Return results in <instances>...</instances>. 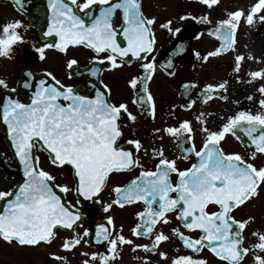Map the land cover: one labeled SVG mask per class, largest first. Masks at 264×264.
<instances>
[{
    "label": "snow or ice",
    "instance_id": "6c2138e0",
    "mask_svg": "<svg viewBox=\"0 0 264 264\" xmlns=\"http://www.w3.org/2000/svg\"><path fill=\"white\" fill-rule=\"evenodd\" d=\"M30 2V0H28ZM211 8L220 0H200ZM21 10H25L26 0H16ZM50 12L45 38L54 42H46L36 47L35 51L41 60L46 59L47 49H56L67 53L70 46H84L96 55L91 58L88 74L97 78L86 81L90 92L82 94L77 85H65L52 72H47L48 79L37 82L32 72L22 77V87L30 89L29 103H24L15 97L17 88L8 89L7 82L0 78V88L10 92L0 96V121L7 126V136L11 148L22 168L23 180L7 190H0V239L8 243H16L20 247H39L50 244L57 237V230L73 233L64 238L61 247L64 250L89 241L91 230L84 228L83 233H76V228L82 222L85 213L76 205L94 201L107 185L113 173L140 168V174L124 186L117 185L112 191L116 199L104 203L103 211L108 212L113 205L120 207L126 204L143 202L144 210L137 212L141 223L132 229L133 235L152 236L157 224L170 223L168 214L175 212L183 227L199 231V238L187 236L179 228L171 230L187 249L200 251L207 247L212 253L227 264H242L244 257L253 252L254 264H264V232L254 231L257 242L249 247L242 244L243 232L254 220L236 219L233 211L256 198L264 187V165L257 166L246 160L239 153H226L220 146L226 134H232L237 140L247 137L254 151L264 154V99L259 101L261 111L255 114L242 110L228 117L219 130L212 131L206 126L202 131L206 134L202 147L196 149L192 143L184 150L185 155L194 153L197 162L180 170L175 159L165 157L162 149H153V155L158 158L154 170H146L136 153L143 145L139 139L127 143L135 146V152L125 150L119 144L123 135L120 121L126 115L131 121L137 117L129 111L126 103H113L110 100L111 89L98 74L102 69L95 66L109 63L110 69L121 67L123 63H131L129 56L145 62L141 64L143 77H133L128 83L133 89H139L133 97V103L148 105V111L155 116V102L148 89L147 81L152 79L156 70L154 58L148 59L156 43L153 26L155 17H147L142 11L141 0H47ZM264 0H257L247 12L236 9L226 13L225 19L219 20L211 33L222 40L220 47L209 52L202 59L217 56L235 48V36L243 20L253 25L257 18L264 23ZM120 13V23L116 22V14ZM196 20L191 14L181 15V21L188 18ZM209 22L208 16L199 18ZM173 20L169 19L160 27L176 35L181 28L173 29ZM22 21L13 20L0 27V55L10 56L14 46L23 42L19 33ZM202 34H197V38ZM121 38L124 45L122 46ZM179 47V46H178ZM106 54V55H104ZM199 57V53H196ZM255 59V57H250ZM233 71L239 72L244 55H236ZM76 59H69L67 67L77 65ZM171 74V73H170ZM251 80L264 79V68L248 73ZM251 82V81H249ZM100 85V87L97 86ZM227 81L219 84H207L204 87L203 99L209 100L216 89H224ZM195 87V85H184ZM264 95V85L257 90ZM94 92V95L91 93ZM253 99L252 96L248 97ZM193 102L181 107H192ZM203 124V114L197 117ZM159 133L161 129H155ZM164 132L175 136L178 141L187 134V141H193L194 129L191 122L184 120L178 127H166ZM39 150L48 153V159L53 166L69 168L74 184H56V177L40 166ZM175 173L178 180L173 183L170 174ZM62 193L75 191L78 197L76 205L62 199L57 191ZM175 193L173 196L172 194ZM216 210L211 211L210 206ZM107 225L101 223L95 226L97 243H107L112 256L91 253V260H99L101 264H109L118 254L117 249L122 244H132L122 232L113 235L109 226L114 227V219L107 216ZM169 236L163 231L156 232L151 245H135L147 252H156L161 242ZM52 258L63 261L64 258L55 253ZM84 255H88L85 253ZM159 256L166 258L167 253L160 251ZM146 264L147 258H145ZM82 264H90L89 259ZM170 264H208L205 259L193 258L192 255H182L172 258Z\"/></svg>",
    "mask_w": 264,
    "mask_h": 264
},
{
    "label": "flooded vegetation",
    "instance_id": "af4514ba",
    "mask_svg": "<svg viewBox=\"0 0 264 264\" xmlns=\"http://www.w3.org/2000/svg\"><path fill=\"white\" fill-rule=\"evenodd\" d=\"M36 1L38 3L46 2V0ZM78 2H82V0H78ZM256 2L257 0H220L218 5L209 8L203 5L200 0H141L144 15L156 18V23L153 26L156 43L153 46V52L148 55L149 60L154 58L156 70L152 79L147 81L148 89L155 102L154 117L148 111L147 104L141 106L133 103V97L139 89H133L128 83L133 77L146 75L141 68L144 60L129 56L128 59L131 60V63H123L116 69H110L108 62L102 65L98 61L95 62V66L102 69L98 74L99 80H102L111 89L110 100L113 103H126L129 111L137 117L135 121L129 120L126 115L121 119L123 135L119 144L125 150L135 152V146L127 142L139 139L143 147L136 154L144 169L154 170L158 158L153 155V149H162L165 157L175 159L177 167L184 170L197 162L194 153L185 155L184 150L190 148L192 143L195 144L197 150L202 147L206 138V134L202 131L203 127L206 126L209 130L217 131L227 122L228 117L236 115L239 111L247 110L255 114L262 110L259 101L264 99V95H261L257 90L261 85H264V79L251 80L248 73L264 68V23L259 22L258 18L253 25H248L242 20L235 36L234 49L217 56H211L207 60L202 59L222 44V40L218 36L211 34L215 30L217 22L227 18L226 13L229 11L239 8L247 12L250 6ZM15 3L16 0H0V27L13 20H20L23 25L18 30L24 38L23 42H18L14 46L10 56L0 55V78L7 82L8 89L16 86L21 68L30 66L36 71L52 72L65 85L79 86L82 94L90 92V89L85 86L86 81L92 80L95 83L97 78L76 73V68L90 67L91 58L96 54L84 46H70L66 54L59 50L47 49L50 57L54 56L55 59L53 62L49 60L44 67L36 66V63L41 59L35 48L47 42L39 37L38 27L46 26L41 19L48 14L45 12L36 14L35 19L38 21L30 24L27 16L18 11ZM182 5H185V10L177 12ZM39 9L41 8L39 7ZM189 13L197 19L193 20L190 17L183 21L179 19L181 15ZM260 14H264V12ZM204 15L208 16L209 22L205 23L199 19ZM169 19L173 20V29L181 28L180 33L173 35L172 32L160 27ZM116 22L120 23V13L116 14ZM197 34L202 35L197 38ZM196 53H199V57ZM236 55L245 56L238 73L233 71ZM250 57H255V59ZM73 58L78 61V64L69 69L67 61ZM225 81L227 84L224 89H216L209 100L203 99L205 85L215 86ZM185 84H194L195 87L185 89ZM97 86L100 87L99 84ZM91 94L94 95V92ZM249 96H252L253 99L249 100ZM193 101L192 107H181ZM201 114H203L206 124L197 119ZM184 120L190 121L194 129L191 143L186 139L187 134H184L183 140L178 141L175 136L163 131L166 127H178ZM155 129H161V131L157 133L154 131ZM237 134L242 136L241 140H237L230 133L226 134L220 145L223 150L226 153H239L257 166L264 165V154L257 153L252 158L250 153L254 151V147L250 146L248 138L243 137L242 133L238 132ZM36 155L40 157V166L56 177V184L73 186L74 181L69 168L53 166L48 159V153L39 150L38 146ZM140 171V168H133L113 173L107 185L94 201L86 203L82 201L80 205H76V201L77 199L82 200V198L78 197L75 191L62 193L59 189H54L63 200L76 205L85 213L82 222L76 228V233L82 234L84 228H89L91 230L89 237H84L89 241L88 243L82 242L74 249L64 250L61 247L64 238L73 235V233L61 230H57V237L53 242L41 244L39 247H20L14 242L8 243L0 239V261L15 260L20 257L24 258V264H82L83 260L89 259L90 264H101L99 260H91V253L97 252L110 257L112 253L108 251L107 243L96 242L95 226L101 223L107 225L106 217L112 216L114 227H109L113 235L122 232L133 243L119 245L118 254L115 259L109 261V264H146L145 258L149 264H170L172 258L182 255L205 259L208 264H227L226 261L215 256L209 248L203 247L198 252L187 249L178 237L172 235L171 230L179 228L185 235L194 239L200 236L198 230L192 231L184 228L175 212L168 214L170 223L157 224L152 236H136L133 235L132 229L136 224L141 223L136 213L144 210L145 205L142 201L126 204L123 207L113 205L108 212L103 211L104 203H111L116 199V193L112 189L117 185H126L137 177ZM170 179L175 183L178 176L172 173ZM22 180V168L11 148V141L7 136V126L0 121V190L10 189ZM172 195L174 196L175 193ZM210 210H216L215 206H210ZM232 215L238 220L254 217V220L243 232L242 244L249 247L256 243L257 238L252 233L257 230L264 232V187L260 189L256 198L236 208ZM159 231H163L169 236V239L161 242L156 252L146 253L143 248L135 247V245H151L155 233ZM160 251L166 252L167 257L161 258ZM51 253L63 257L64 260L58 261L52 258ZM85 253L88 255H84ZM260 254L264 255V253ZM253 255V252H249L244 257L242 264H254Z\"/></svg>",
    "mask_w": 264,
    "mask_h": 264
},
{
    "label": "water",
    "instance_id": "95a60500",
    "mask_svg": "<svg viewBox=\"0 0 264 264\" xmlns=\"http://www.w3.org/2000/svg\"><path fill=\"white\" fill-rule=\"evenodd\" d=\"M44 5L45 7V4L44 3H38V1H30V2H26V5H25V10H21L20 8V11L29 18V20L31 22H35V21H38V19H35L36 17V14L40 13L39 12V7L40 8H43L42 6ZM46 7H47V4H46ZM44 8V11L42 12H45V13H50L49 10H48V7L47 8ZM41 12V13H42ZM39 28V27H38ZM50 42H54L53 39L51 38H48ZM122 43V42H121ZM123 44V43H122ZM32 72L33 73V76L35 78V80L38 82L39 79H48L46 77V73H36L34 72L32 69H29V68H23L22 71H21V74H20V79L18 80L17 82V92L15 93V97L16 98H19V99H22L24 100L23 98H20V95L21 94H29L31 93L32 90L30 89H24L22 87V83H23V80H22V77L26 75L27 72ZM8 94H10V92L7 90L6 91Z\"/></svg>",
    "mask_w": 264,
    "mask_h": 264
},
{
    "label": "rangeland",
    "instance_id": "374dc122",
    "mask_svg": "<svg viewBox=\"0 0 264 264\" xmlns=\"http://www.w3.org/2000/svg\"><path fill=\"white\" fill-rule=\"evenodd\" d=\"M184 6L185 5H182V7H180V10H177V12L185 10L184 9ZM54 59H55V57L54 56H51L50 57V54L46 51V59L39 60V62L36 63V66H38V67H44L45 66V63H47L49 60H51L53 62ZM23 259H21L20 257H17L15 260L11 259L9 261H5V260L4 261H0V264H24Z\"/></svg>",
    "mask_w": 264,
    "mask_h": 264
}]
</instances>
